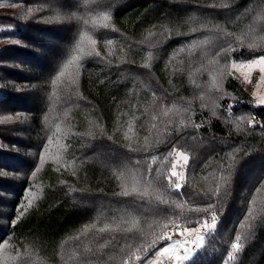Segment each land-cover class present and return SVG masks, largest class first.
<instances>
[{"label": "trees", "instance_id": "1", "mask_svg": "<svg viewBox=\"0 0 264 264\" xmlns=\"http://www.w3.org/2000/svg\"><path fill=\"white\" fill-rule=\"evenodd\" d=\"M105 2L111 5L110 23L118 31L104 29L102 20H96L93 27L82 7L85 0H60L55 6L50 0H0V27L19 29L16 35L0 34V86L4 91L0 112L23 116L17 123L0 117L1 143L16 152L0 147V173H8L0 175V246L10 241L16 247H38L43 264H85V257L87 264H122L138 248L148 250L154 235L172 219L176 204L183 205V216L195 221L205 214L189 209L211 203L216 206L217 228L207 234V247L194 258L197 264H264V189L256 191L264 183V106H253L246 99L235 110L242 122L210 117L205 111L195 116V122L201 123L197 131L171 111L174 101L192 93L185 78L172 79L169 74L170 57L183 43L193 61L210 68L226 61L223 48H230L227 57L264 55V0ZM60 7H69L72 19H56L54 10ZM79 16L89 22L83 23L76 18ZM214 26L221 31H214ZM192 28L198 31L192 32ZM85 31L97 38L105 59L90 57L85 62L86 56L74 80L59 68L58 61L67 63ZM149 33L157 36L155 41ZM109 39L112 44L106 43ZM199 40L206 48L202 57L199 48L191 50ZM146 64L150 67H144ZM62 69L65 76L57 82ZM70 82L74 83L75 102L85 101L75 115L81 120L86 116L82 109H88V116L96 120L80 129L79 139L72 144L77 170L54 173L47 168L42 193L21 220L11 225L9 218L15 220L33 182L30 172L35 162L29 160L30 149L40 134L42 116L63 106ZM174 82L180 87L178 93H174ZM227 90L239 94L232 78L227 80ZM130 110L138 118L132 133L122 135L120 118ZM246 116H254L258 123L249 125ZM190 128L194 136L186 134ZM169 133H173L171 140ZM167 144L190 154L180 190L169 187L166 179L170 168L168 149L164 151ZM232 156L237 163L230 170L228 184L221 186L219 197L209 199L207 193L217 186L221 171L229 174L226 169ZM148 168L155 189H140L146 193L143 197L119 194L122 186L128 187L126 179L130 187L135 178L146 184ZM183 216L175 217L177 225L198 226L186 223ZM206 218L211 222V212ZM237 235L242 243L231 259ZM164 244L159 241L156 249ZM139 254L143 260V252ZM133 264L139 262L133 259Z\"/></svg>", "mask_w": 264, "mask_h": 264}, {"label": "rangeland", "instance_id": "2", "mask_svg": "<svg viewBox=\"0 0 264 264\" xmlns=\"http://www.w3.org/2000/svg\"><path fill=\"white\" fill-rule=\"evenodd\" d=\"M70 8H57L54 10V16H68L70 13ZM260 20V19H258ZM18 28L16 26L7 25L0 27V34H10V35H16L18 33ZM151 41H155L157 36L151 35ZM97 39V38H96ZM149 40V37L147 38ZM98 48V45H97ZM200 49V57L204 56L206 53V48H202V42L195 41V43L192 44L191 50L195 52L196 49ZM106 51V50H104ZM192 52L188 49L187 44L183 43L176 51L172 54L169 61V74L172 79H175L176 77L179 79L185 78L186 84L190 87V91L192 93L191 96H185L181 97L180 100H176L172 103L171 111L176 112V114L180 115L182 117V123L190 126L199 125V127H195L197 131H199L201 127V123L195 122V116L197 114L202 115L203 112L206 113L207 116L214 117V118H221L222 120H232L236 118L239 121H243L242 116L239 117L238 114H236L235 110L236 107H240L243 103H245V100H249L250 104L253 106H264V104L257 103V100L260 97H264V82L260 81V75L259 68L253 69L250 74V82L243 80V77L240 75L239 72L232 70L230 65L234 61L237 64L239 63H247L249 59L258 58V56H253L249 59L244 58H235L233 56H228L229 58L224 60L221 64L213 66L210 68L208 64L204 65L201 63V61L195 62L192 59ZM71 58V55L69 59ZM85 58V57H84ZM83 58V59H84ZM90 57H87L85 62ZM152 58L155 59V55H152ZM66 60H59L58 64H60L59 68L62 67L64 69V65ZM84 62V63H85ZM80 67H82L83 62L82 60L79 62ZM225 64H228V69H224L223 66ZM206 66V67H205ZM68 74H70L74 80H76V77L80 75L81 68L77 69L75 64L72 65L70 70L64 69ZM221 70H224L225 73L228 71L232 72V75H225L224 77L219 76V72ZM246 71V70H245ZM78 72V73H77ZM214 77L216 78L214 80ZM232 78V82L236 87H238L239 94H235L233 92H230L227 90V80ZM62 80V79H61ZM55 81L58 82L56 79ZM219 82L222 84L223 91L218 90L215 87V84ZM73 82H70L67 86L66 90V100L63 103V106L55 111L54 113H47L45 112L42 116L41 124L42 128L40 130V134L38 138H36L35 143L33 144V147L30 149V161L35 162L31 168H34L38 165L40 167V172L37 173L35 178H33V182L31 186L28 189H32L31 192L35 194L36 199L40 196L43 189L45 188V177L44 172H46L47 168H50L51 171L54 173H59L63 170H77L76 164L73 163L75 159V151L71 150L72 144L76 139H79L80 137V131L82 129L88 128V126L91 123H95L96 120L89 117L88 114L90 111L88 109H82L86 116L82 115V119L80 120L79 116L75 115V111L79 108H83L84 100H81L79 103L75 102V91L73 90ZM20 89L24 92L27 91V89L23 86H20ZM174 93H178L180 91V87L176 86L174 82ZM172 89V92H173ZM3 89L0 86V97L3 93ZM56 94L59 97H62L61 91L56 89ZM39 93V92H37ZM52 93V92H51ZM185 101V102H184ZM23 105V104H22ZM36 106L32 107V110H34ZM42 108V105L40 106ZM46 108V107H45ZM5 117L6 119L8 117H11V119H8L10 122L17 123L20 120V116L18 114L16 115H10L6 112V110H3L0 112V117ZM28 116H25V123L28 124L30 121L27 119ZM138 114L134 115L132 114V111H128L126 114V111L124 112L123 117L120 118V130L122 132V135L125 133H132V130L134 129V121L137 120ZM246 122L254 126L257 123H250V120H256L254 116H246L245 117ZM87 125V126H85ZM57 127H59L60 131L57 133L56 137H53V144L50 145V156L45 157V163L43 165H39V160L37 153L42 151L38 146L41 144H47V138L52 136V133L56 131ZM85 127V128H83ZM81 129V130H80ZM14 136H19V134H16L14 132L10 133ZM186 134L189 135H195L194 129L190 128ZM170 136L169 140L172 139L173 133L168 134ZM192 136V137H193ZM22 137V136H21ZM26 137V136H23ZM124 137V136H123ZM132 140L134 141L135 138L132 136ZM166 140V139H165ZM0 147L7 150L8 146L2 145L0 140ZM169 144L165 146V150L167 149V153L169 155L168 164H170L169 172L172 170L173 163H177L176 170L178 172H183L184 177L186 179V172H187V166L189 163V160L187 162V165L185 167H181L180 165L183 163L182 160H180L178 153L184 152L186 155H188L190 159V154L175 145H171L169 148ZM11 154H16L14 150H7ZM59 153L60 161L59 163H53V158L56 156V154ZM20 157L23 158V155L20 153ZM38 160V161H37ZM59 168L60 170L57 171L56 169ZM23 169V167H22ZM125 183L128 187L127 189L131 188H139V189H155L153 183L151 184H144L142 185V180H139L135 178L133 180L132 187H130V181L129 179L125 180ZM184 183V182H183ZM173 189H175L174 186H171ZM29 190L26 191L25 195L23 196V200L21 204H24L27 207L28 201L25 199V196L28 195ZM35 199V200H36ZM34 200V201H35ZM20 205V204H19ZM19 208V206H18ZM211 223V222H209ZM198 227V226H196ZM209 231L204 230L201 234L205 236L203 248L207 247L206 240H207V234ZM177 237H174L173 239H176ZM180 239H183V237H180ZM203 248H198L196 251H200ZM20 254V256L17 258V254ZM195 258V257H194ZM27 261V264H43L45 262V259L41 256L40 250L38 247H35L33 245L25 244L23 247H16L13 243L7 242L5 244H2L0 246V264H24V262Z\"/></svg>", "mask_w": 264, "mask_h": 264}, {"label": "snow or ice", "instance_id": "3", "mask_svg": "<svg viewBox=\"0 0 264 264\" xmlns=\"http://www.w3.org/2000/svg\"><path fill=\"white\" fill-rule=\"evenodd\" d=\"M51 4L55 6L56 4L60 3V0H50ZM72 6H77L75 3H73ZM87 13L89 14V18L91 19L93 23V27L96 26L95 21L96 20H102L105 23L102 25L104 29H114V25H112L110 22L112 20L111 12L109 11V8L111 5L107 4L105 0H85V3L83 6ZM27 18V17H25ZM77 19L83 21V23L87 24L89 21L85 20L83 16L76 17ZM56 19H72L71 16L66 17H60L57 16ZM214 31H221L219 26H214ZM166 32L170 33L169 29L165 30ZM192 32L198 31L196 28L191 29ZM149 35H154V33H149ZM225 36L231 35L230 33H224ZM103 34L101 35V39H103ZM19 43V41H16ZM99 41L94 38L93 36L89 35L87 31H85L80 36V41L76 45L75 54L71 56V58L67 61V63L64 65V69H67L69 65L75 64L76 68H80V61L84 57H91L92 59H101L104 60L105 57L101 56V53L99 49L97 48ZM106 43L112 44V40H107ZM195 43V41L193 42ZM251 47V45H250ZM87 49V50H86ZM223 51L225 53V58L228 59L227 53L230 51V48H223ZM144 67H150L149 64L144 65ZM229 65L225 64L223 66L224 69H228ZM232 70H235L240 73V75L243 77V80L250 82V74L253 69L259 68L260 75V81L264 82V55H259L258 58L249 59L247 63H239L232 62L230 65ZM246 70V71H245ZM232 75L231 71H228L225 73L224 70H221L219 72L220 77H224L225 75ZM65 76V71L62 69L59 71L56 79L59 80L61 77ZM216 78L214 77V80ZM53 84H55V81H53ZM215 87L223 91L222 84L217 82L215 84ZM257 103L264 104V97H260L257 100ZM167 114V113H165ZM7 119H11V117H8ZM243 119V118H241ZM250 123H258V121L250 120ZM194 127H199V125H194ZM60 131L59 127H57L56 131L52 133V136L47 138V144H41L38 147L42 150L37 153L39 165H43L45 163V157L50 156V145L53 144V137H56L57 133ZM101 132L103 134V129H101ZM110 139V137H109ZM178 156L180 160H182L181 167H185L187 165V162L189 160L188 155H186L184 152H179ZM59 153L56 154V156L53 158V163H59L60 161ZM237 163L235 156L231 157V162L227 165V171L229 172L228 175H225V170L221 171V174L219 176V182L217 183V186L215 189H212L207 193L208 198L211 199L212 196L219 197L221 186H226L231 178V169L235 167V164ZM177 163H173L171 172L167 175L166 179L168 181V186H174L176 190H180L183 186V182L185 180L183 172H178L176 170ZM40 167L36 166L33 171L30 172V176L32 178H35L36 174L40 172ZM57 171L60 169L57 168ZM146 175L148 177V180L146 183L151 184L152 182V175H151V169L148 168L145 170ZM75 174V173H73ZM0 175L7 176V172H2ZM144 174H142L143 176ZM262 179H264V176H262ZM260 189H264V183H261L260 188L256 189L257 192L260 191ZM122 196H129V195H139L143 197L144 194L141 192L139 188H133L130 192L126 187L122 186V191L119 193ZM25 199L28 201L27 207H31L33 205V201L36 199L35 194L31 192L29 189L28 195L25 196ZM163 203H168L167 201H162ZM256 201L253 198L252 204L255 205ZM27 207L24 204H20L19 208L21 211L16 214L15 220H12L9 218V224L15 225L16 222L21 220V218L24 216V213L27 211ZM179 209L180 211H176ZM183 205L182 204H176L174 208L171 211L172 219L169 223L163 224L161 227V230L158 234H155L153 239L150 241V244L148 245V250L145 251L142 248H138L135 253H132L127 261H122V264H133V259L136 262H139V264H197V261L194 259L197 255V249L203 248L205 236L201 234L204 230H207L209 232L215 231L217 228V221L218 217L216 214V206L215 204H208L206 208H200L196 207L194 209H189L190 212L200 213L203 212L205 214V218H200L195 221H192L190 217L183 216ZM211 212V223H209L208 219L206 218L207 213ZM177 215L183 216L186 223H195L198 225V227H184L181 225H177L175 217ZM249 215H251V210H249ZM243 226V225H241ZM171 229V230H170ZM101 231H105V229H101ZM176 236V239H173V237ZM180 237H183V239H180ZM3 239V238H0ZM163 240L165 242L164 246L156 249V245L159 241ZM240 240V236H236V241ZM233 249L238 250L241 245L239 243H235L232 245ZM155 249L154 251H152ZM90 251V249L88 250ZM152 251V255L149 256V252ZM140 252H143L144 259L141 260ZM20 256V254H17V258ZM7 264V262H6ZM24 264H27V261L24 262ZM85 264H87V257H85ZM225 264H227V261H225Z\"/></svg>", "mask_w": 264, "mask_h": 264}, {"label": "built area", "instance_id": "4", "mask_svg": "<svg viewBox=\"0 0 264 264\" xmlns=\"http://www.w3.org/2000/svg\"><path fill=\"white\" fill-rule=\"evenodd\" d=\"M237 243H239L241 245L242 240L240 239L239 241H237ZM239 250V249H238ZM238 250L236 249H232L231 254H230V258L232 259L233 257H236L238 255Z\"/></svg>", "mask_w": 264, "mask_h": 264}]
</instances>
